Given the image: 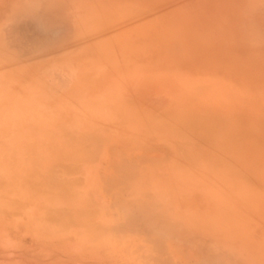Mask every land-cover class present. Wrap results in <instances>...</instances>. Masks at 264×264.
Segmentation results:
<instances>
[{
	"label": "rangeland",
	"instance_id": "374dc122",
	"mask_svg": "<svg viewBox=\"0 0 264 264\" xmlns=\"http://www.w3.org/2000/svg\"><path fill=\"white\" fill-rule=\"evenodd\" d=\"M16 5V41L0 37V264H264V0ZM91 134L128 136L175 217L121 226L114 207L107 229L75 187L94 161L57 158Z\"/></svg>",
	"mask_w": 264,
	"mask_h": 264
},
{
	"label": "crops",
	"instance_id": "0c3cea01",
	"mask_svg": "<svg viewBox=\"0 0 264 264\" xmlns=\"http://www.w3.org/2000/svg\"><path fill=\"white\" fill-rule=\"evenodd\" d=\"M16 4L17 0L10 2L9 16H4V20H2V15L0 14V37L3 33L1 29H4L5 34L8 33L7 35L11 41L13 39L16 41L17 38L19 17ZM6 29L8 30L7 33ZM32 94L47 95L48 93L42 91V93L37 92ZM32 105L34 107L31 108V111H35L38 104ZM67 143L73 144L72 152L70 151L73 155L60 156L57 158L94 161L91 164V172L81 175L78 178L79 180L77 179L79 183L77 187H92L89 189L90 196L93 198L92 201H95L98 205V213L102 216L103 214L105 215L102 221L108 224L107 229L111 231L114 229L111 227L112 225L110 224L112 222L109 223L110 220L108 218V216L113 213L114 207H117L119 211L121 208L122 213H124L126 217V220L124 219L121 221V226L126 224H155L158 223L159 220L162 221L160 218L164 215L175 217L177 214V206L173 204L170 198L168 203H164L163 198L165 197L163 189L162 187H157L151 177L146 176L147 183L144 182L142 184L140 182L142 179L135 173L137 172L135 167L138 166V163L135 162V159L132 160L133 158H131L132 155L129 152L130 150L124 147L125 144L128 145L130 143L128 136L118 135L115 137L110 134L79 135L73 136ZM130 170L134 171V174H130ZM125 181L131 182L125 183ZM85 189L83 191L84 193H86ZM172 190L171 188V191ZM126 194L127 197H125ZM81 200L83 201V197H81ZM82 201L79 203L81 208H79V210L81 211L87 206L86 202L82 203ZM132 212L139 215L143 214L144 220L131 219L129 213ZM77 214L78 211L76 210V215ZM98 223L101 224L99 221ZM144 228L147 229L145 226ZM154 231L161 232L159 230Z\"/></svg>",
	"mask_w": 264,
	"mask_h": 264
},
{
	"label": "bare ground",
	"instance_id": "6f19581e",
	"mask_svg": "<svg viewBox=\"0 0 264 264\" xmlns=\"http://www.w3.org/2000/svg\"><path fill=\"white\" fill-rule=\"evenodd\" d=\"M34 19H35V18H34ZM36 20H37V19H35V21H36ZM36 22H38V24L40 25V27L44 26L40 21L37 20ZM36 22H35V23H36ZM36 26H37V25H36ZM37 27H38V26H37ZM39 29H40V28H39ZM62 164L65 165L64 163H62ZM62 164H61V165H62ZM58 165H59V164H58ZM55 166L57 167V165H55ZM59 166H60V165H59ZM59 168H60V171H61V170H62V169H61V166H60ZM62 168H63V167H62ZM65 168H67V167H65ZM54 169H56V168H54ZM63 169H64V168H63ZM124 169H125V168H124ZM126 169H127V168H126ZM65 170H66V169H65ZM62 171H63V170H62ZM62 171H61V172H62ZM67 171L69 172L70 170L67 169ZM63 172H64V171H63ZM63 172H62V173H63ZM126 172H127V171H126ZM49 173H50V172H49ZM51 173H52V172H51ZM66 174H67V173H66ZM38 175H39V174H38ZM45 175H46V174H45ZM51 175H53V174H51ZM63 175H65V174H63ZM17 176H18V175H17ZM49 176H50V175H49ZM49 176L46 178L47 180L45 179L46 181H48V182L46 183L47 186H48V183L51 184L52 182H50V181H53L54 178H55V176H54V178L52 177V178H53V180H52V178L49 177ZM14 177H15V176H14ZM50 178H51V179H50ZM63 178H64V177H63ZM63 178H59V181H60V179H63ZM4 179H5V178H4ZM13 179H16V178H13ZM45 180L43 181L44 183H45ZM49 180H50V181H49ZM56 180H57V179H55L54 181H56ZM63 180H64V179H63ZM63 180L60 181L59 183H60V184H65L66 181H65V180L63 181ZM30 181H31V179H30ZM30 181H28V182H30ZM39 181H40V180H39ZM0 182H1V181H0ZM12 182H13V181H12ZM23 182H24V180H22V183H23ZM28 182H27V184H28ZM35 182H36V181H35ZM63 182H64V183H63ZM10 183H11V182H10ZM31 183H32V182H31ZM33 183H34V182H33ZM33 183H32V184H33ZM68 183H70V182L68 181ZM36 184H37V183H36ZM53 184H54V185H53L54 187H60V186H62V185H59V184H58V181H56V183L53 182ZM5 185H6V184H5ZM42 185H43V184H42ZM73 185H74V184H73ZM76 185H77V184H76ZM76 185H75V187H77ZM2 186H3V185H2ZM25 186H26V182H25ZM43 186L46 187L45 185H43ZM5 187H6V186H5ZM27 187H29V186H27ZM41 187H42V186H41ZM49 187H50V185H49ZM68 187H69V186H68ZM145 214H146V213H145ZM135 215H136V214H135ZM140 216H144V215L142 214V215H140ZM53 219H54V218H53ZM55 220H56V218H55ZM55 220H53V221H55ZM159 222H161V221L159 220ZM171 226L174 227L172 224H171ZM175 228H176V227H175Z\"/></svg>",
	"mask_w": 264,
	"mask_h": 264
}]
</instances>
